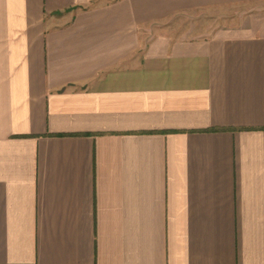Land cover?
Returning <instances> with one entry per match:
<instances>
[{"label":"crops","instance_id":"1","mask_svg":"<svg viewBox=\"0 0 264 264\" xmlns=\"http://www.w3.org/2000/svg\"><path fill=\"white\" fill-rule=\"evenodd\" d=\"M0 264H264V0H0Z\"/></svg>","mask_w":264,"mask_h":264},{"label":"rangeland","instance_id":"2","mask_svg":"<svg viewBox=\"0 0 264 264\" xmlns=\"http://www.w3.org/2000/svg\"><path fill=\"white\" fill-rule=\"evenodd\" d=\"M206 17H208V16H206ZM175 24H176L178 27H179V25L182 26L183 21H182V22L177 21ZM175 24H174V25H175ZM215 26H216V24H215V22L213 21V19L205 18V19L202 20V21H198V28L203 29L205 32H206V31L209 32L210 30H213V29L215 28Z\"/></svg>","mask_w":264,"mask_h":264}]
</instances>
